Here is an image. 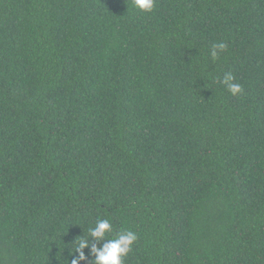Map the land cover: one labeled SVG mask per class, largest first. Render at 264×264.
I'll list each match as a JSON object with an SVG mask.
<instances>
[{
    "label": "trees",
    "instance_id": "obj_1",
    "mask_svg": "<svg viewBox=\"0 0 264 264\" xmlns=\"http://www.w3.org/2000/svg\"><path fill=\"white\" fill-rule=\"evenodd\" d=\"M98 218L124 264H264V0H0V264Z\"/></svg>",
    "mask_w": 264,
    "mask_h": 264
},
{
    "label": "clouds",
    "instance_id": "obj_2",
    "mask_svg": "<svg viewBox=\"0 0 264 264\" xmlns=\"http://www.w3.org/2000/svg\"><path fill=\"white\" fill-rule=\"evenodd\" d=\"M132 7L145 12H151L155 0H131ZM227 49L224 41L214 43L210 49V57L213 61L218 60ZM231 72H225L219 83L224 85L232 94L237 95L242 91V86L234 82ZM78 225V224H77ZM136 232L128 229L114 231L113 225L108 218H98L94 224H90L87 235L75 241V248L68 264H124V257L133 250L132 246L137 241ZM88 249L87 255L84 249Z\"/></svg>",
    "mask_w": 264,
    "mask_h": 264
}]
</instances>
